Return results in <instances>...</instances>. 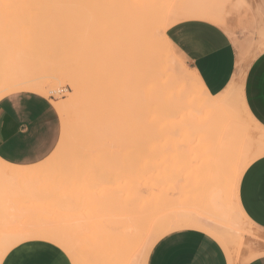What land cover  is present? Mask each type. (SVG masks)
Returning a JSON list of instances; mask_svg holds the SVG:
<instances>
[{
	"label": "rangeland",
	"instance_id": "rangeland-1",
	"mask_svg": "<svg viewBox=\"0 0 264 264\" xmlns=\"http://www.w3.org/2000/svg\"><path fill=\"white\" fill-rule=\"evenodd\" d=\"M144 2L0 0V94L3 84L42 81L45 93L38 94L52 100L61 122L48 157L25 165L16 179L0 175V262L6 250L27 242L20 237L54 233L72 250L71 262L109 264L117 199L131 186L139 208L147 203L151 238L199 215L217 233L240 229L225 251L231 264L264 255V229L236 209L235 171L201 158L209 151L245 159L254 155L255 135L264 133L239 98L246 68L264 53V6L260 0ZM190 18L220 22L232 37L236 88L207 95L187 71H178L182 60L195 72L186 61L157 41L158 32ZM74 76L80 94L71 87ZM79 113L86 133L96 132L99 141L63 138ZM245 132L254 136L250 145ZM77 148L83 156L65 154ZM142 257L139 251L135 264Z\"/></svg>",
	"mask_w": 264,
	"mask_h": 264
},
{
	"label": "crops",
	"instance_id": "crops-1",
	"mask_svg": "<svg viewBox=\"0 0 264 264\" xmlns=\"http://www.w3.org/2000/svg\"><path fill=\"white\" fill-rule=\"evenodd\" d=\"M260 2L264 6V0ZM216 23L221 24L214 20L190 18L181 20L167 29L170 31L180 25H197L213 35V42L199 52L188 54L181 51L177 54L195 72L188 71L179 56L181 65L178 71L180 73L187 71L188 77L195 79L209 96L217 95L225 89L228 92L236 88L238 77L236 69L238 49L230 34ZM239 98L246 112L254 119V123L264 131V53L252 60L246 68L242 83L239 85ZM18 108L23 110L19 111ZM41 126L50 130L48 147L44 152L28 155L24 151L25 142ZM60 132V116L50 98L31 91H16L0 98V162L16 167L38 163L54 150ZM256 152L255 145L254 154ZM262 175H264L263 151L259 152L249 162L248 168L243 170L235 189L231 187L232 195L237 199L233 198L234 201L238 203L246 218L260 229H264V193L261 192L259 182ZM197 222L200 225L195 226ZM193 223L194 225L190 223L187 227L170 228L169 232L154 243L146 264H229L224 248L209 233L210 230L217 229L209 225L202 216L197 215ZM25 243L32 245L40 242L27 241L19 244L23 246ZM15 247L11 249L14 250ZM8 254L9 252L4 255L2 261L7 259ZM46 258L45 255L35 257L41 262ZM69 262L71 264L70 259ZM246 264H264V255Z\"/></svg>",
	"mask_w": 264,
	"mask_h": 264
},
{
	"label": "bare ground",
	"instance_id": "bare-ground-1",
	"mask_svg": "<svg viewBox=\"0 0 264 264\" xmlns=\"http://www.w3.org/2000/svg\"><path fill=\"white\" fill-rule=\"evenodd\" d=\"M67 57H70V55H66V58ZM21 82L22 81L16 80V82H14L11 85L10 84L1 85V88H3V93L0 94V98L7 93L17 91V90H22V89L32 90V91L37 92V93H45V84L42 81H34L33 83L20 85ZM71 87L73 88V90L75 91L76 94L77 93L80 94L82 92V84L80 81H78L77 76H74L71 79ZM233 112H234V110H233ZM233 112H231V113H233ZM78 116H79V118L80 117L81 118L79 119ZM71 117H72L70 119L71 122H69V120H68V122L70 123V128L68 125V130H67L68 134L63 137L65 140H70V141H75V142H83L86 144L89 141H96V142L99 141V137H98V134L96 132L90 133L89 135L86 133L85 128H84V124L82 123L81 113H79L78 115H75V116H71ZM245 133L247 134L245 141H247L249 144V141L252 140V137L250 136V134L248 132H245ZM254 139H255L254 144L257 147V152L254 155L247 157L245 159L243 157L241 158L240 154L235 155L233 157L227 156V159H225L226 157L224 159H222V157H224V156H222V157L218 156V155L216 156L212 152H209V151H207L205 153L203 152L204 154L203 153L201 154V158L205 157V158H208V161H217L219 164L217 166L220 167L219 170L223 169V168L224 169H230V170L232 169L236 173L238 166L243 168L242 162L246 161L249 164V162L259 154V152H262V151L264 152V133L257 134L254 137ZM220 140H221V137H217L215 139V141H217L216 144H218L220 142ZM251 143H252V141L250 142V144ZM245 144L247 146L244 145V147H248L250 145V144L248 145L247 143H245ZM65 154H67V156H69V157L83 156V153H80V150L78 148L77 149H71V150L67 151ZM219 159H220V163L218 161ZM221 159H222V161H221ZM208 161H207V159H205L206 163ZM209 163H212V162H209ZM0 166L2 167L1 172H0V175L2 176V178L12 179L14 177L24 175L23 170H22V169H24V167L11 166V165L5 164L3 162H0ZM212 168H214V167H212ZM197 169H198V166H197ZM219 170L217 169L216 172L219 173L221 171V170L220 171ZM243 170L240 171V175L243 172ZM219 174L221 176L223 175V174H221V172ZM238 181H239L238 179L235 180L234 189L236 187V183L238 184ZM217 182L218 181L214 180V183H217ZM136 191H137V189L134 188L133 186H131L130 191H127V190L122 191L121 194H119V196H118L117 204L120 206V208L118 209V214H117L116 218L114 219V221L111 225V228L109 230L111 235L109 237L107 236L108 237L107 239H109L111 237V240H110L111 246L109 247V245H107L110 248L109 249L107 247L109 249V251L111 252L110 254H112V256H110L111 259L109 258L110 259L109 264H135V258H136V255L138 254L139 251L143 252L141 264H146L148 254H149L152 246L162 235L166 234V233H161V234L157 233L155 236L156 238L154 236L151 238L150 236H148L147 232H145V228L148 226V222H150L148 220L149 217H147V215H146L147 203L142 200L144 203L143 207L145 206V209L142 208V206H141V209L144 212L143 213L142 211H140L141 209L139 208V206H140L139 203L141 201H139V199H137V201H136L135 197H134ZM234 199H236V197ZM143 203H141V205ZM235 206H236V209H237L239 215L241 216V218H243V220H245V221L250 222L246 218V216L244 215V213L242 212L240 207L238 206V203L235 202ZM199 213H200V211H199ZM189 222L194 225L193 222H191V221H189ZM190 223H188V221H187V223L183 222V224H178L177 226L178 227H187V226H189ZM197 223H195V226L200 225L199 222H197ZM193 225H191V226H193ZM198 227H200V226H198ZM146 230H147V228H146ZM240 232H241L240 229L237 227H234V229L231 231L230 234L217 233L213 230L209 231L210 235L218 243H220V245H223L225 251H227V252H228V248H227L228 244L230 242H232L231 240L234 237L240 235ZM247 233L250 234V232H247ZM107 235H109V234H107ZM108 241L109 240H107L106 242H108ZM9 249H11V248H9ZM7 252L8 251H5L2 255H5ZM226 255L228 257L227 258L228 263L231 264L230 256L228 255V253ZM1 257H3V256H1Z\"/></svg>",
	"mask_w": 264,
	"mask_h": 264
},
{
	"label": "snow or ice",
	"instance_id": "snow-or-ice-1",
	"mask_svg": "<svg viewBox=\"0 0 264 264\" xmlns=\"http://www.w3.org/2000/svg\"><path fill=\"white\" fill-rule=\"evenodd\" d=\"M140 6H148L147 0ZM157 41L170 51L195 54L213 42V35L209 31L202 30L197 25H180L172 30H164L157 33ZM22 111V108H18ZM50 130L43 126L37 128L32 137L25 142L24 151L28 155L44 152L48 147ZM243 168L238 166L236 171L237 179L240 178V171L248 168V163L242 162ZM261 192L264 193V175L259 178ZM23 241H39L40 243L29 245L19 243L15 249L6 250L9 252L7 259L0 264H70L68 256L72 250L64 243L57 234L26 235L19 238ZM45 255L44 261H37L35 257ZM71 264H77L73 258Z\"/></svg>",
	"mask_w": 264,
	"mask_h": 264
}]
</instances>
